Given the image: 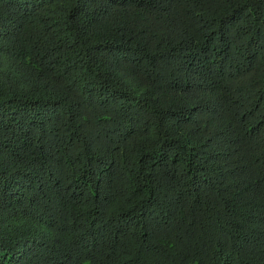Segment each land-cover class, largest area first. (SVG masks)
Instances as JSON below:
<instances>
[{
  "label": "trees",
  "instance_id": "1",
  "mask_svg": "<svg viewBox=\"0 0 264 264\" xmlns=\"http://www.w3.org/2000/svg\"><path fill=\"white\" fill-rule=\"evenodd\" d=\"M0 264H264V0H0Z\"/></svg>",
  "mask_w": 264,
  "mask_h": 264
}]
</instances>
